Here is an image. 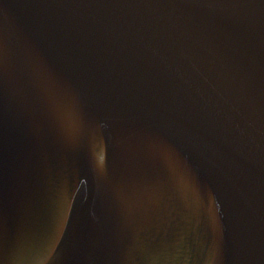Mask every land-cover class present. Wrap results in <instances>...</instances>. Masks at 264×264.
Here are the masks:
<instances>
[{
    "label": "water",
    "instance_id": "obj_1",
    "mask_svg": "<svg viewBox=\"0 0 264 264\" xmlns=\"http://www.w3.org/2000/svg\"><path fill=\"white\" fill-rule=\"evenodd\" d=\"M0 235L3 264H264V0H0Z\"/></svg>",
    "mask_w": 264,
    "mask_h": 264
},
{
    "label": "snow or ice",
    "instance_id": "obj_2",
    "mask_svg": "<svg viewBox=\"0 0 264 264\" xmlns=\"http://www.w3.org/2000/svg\"><path fill=\"white\" fill-rule=\"evenodd\" d=\"M65 112L68 120L75 127V130H82V119L80 116L79 108L74 99L67 101ZM159 152L163 155L174 156L170 144L166 141H161L158 145ZM6 244L2 235H0V264H3V256L6 251Z\"/></svg>",
    "mask_w": 264,
    "mask_h": 264
}]
</instances>
